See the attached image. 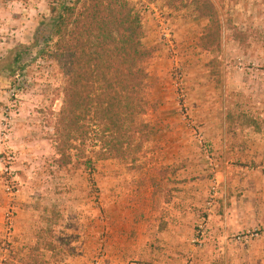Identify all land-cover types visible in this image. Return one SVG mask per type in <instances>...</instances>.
Instances as JSON below:
<instances>
[{"label":"rangeland","instance_id":"1","mask_svg":"<svg viewBox=\"0 0 264 264\" xmlns=\"http://www.w3.org/2000/svg\"><path fill=\"white\" fill-rule=\"evenodd\" d=\"M53 1L0 0V59ZM130 1L155 50L134 160H97L91 134L61 166L59 67L0 74V264L7 249L40 264H264V0H214L247 39L227 26L221 52L202 51L193 0Z\"/></svg>","mask_w":264,"mask_h":264},{"label":"trees","instance_id":"2","mask_svg":"<svg viewBox=\"0 0 264 264\" xmlns=\"http://www.w3.org/2000/svg\"><path fill=\"white\" fill-rule=\"evenodd\" d=\"M168 2L178 9L183 0ZM192 4L197 19L208 22L200 39L202 51L221 52L227 26L235 40L246 44V35L227 24L214 0ZM49 11L32 43L18 44L0 59V74L19 79L38 59L59 67L65 84L56 127L61 166L72 163L68 148L85 145L91 134L97 160H134L152 131L142 117L149 107L146 65L155 50L144 43L141 13L130 0H54ZM218 75L215 69L212 76ZM5 252V264H40L37 259L10 260L12 251Z\"/></svg>","mask_w":264,"mask_h":264}]
</instances>
